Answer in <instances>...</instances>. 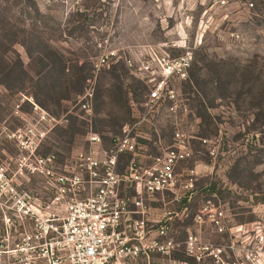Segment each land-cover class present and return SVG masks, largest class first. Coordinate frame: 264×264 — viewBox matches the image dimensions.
<instances>
[{
    "label": "rangeland",
    "instance_id": "1",
    "mask_svg": "<svg viewBox=\"0 0 264 264\" xmlns=\"http://www.w3.org/2000/svg\"><path fill=\"white\" fill-rule=\"evenodd\" d=\"M218 1L0 0V165L10 175L12 160L21 154L16 137H30L32 128L45 134L38 153L55 155L61 164L86 148L91 132L99 133L107 145L144 114L140 104L131 115L121 110V90L129 104L131 99L145 100L147 88L126 66L98 70L95 59L105 47L137 45H155L177 56L183 50L174 45L185 43L193 48L194 61L188 79L176 81L175 87L189 112L172 116L160 111L156 127L143 125L138 131L153 155L159 154L154 141L170 145L175 132L181 131L190 137L193 154L179 172L207 166L198 178L199 193L189 218L176 227V238L182 240L184 231L190 230L206 244L227 246L237 226L264 235V118L256 120L254 88L257 77L264 83V0H227L224 6ZM58 59L65 62L69 77L87 76L76 82L69 100H60L66 90L53 71ZM89 82L95 88L91 114L77 105ZM28 99L61 124L52 128L38 124ZM200 139L210 144L205 146ZM209 146L215 148V156ZM127 162L124 159L123 166ZM18 186L48 203L52 198L40 177L21 178ZM7 198L0 197V236ZM207 202L223 212L225 233L194 224L198 206ZM185 223L186 230L181 227ZM16 234L13 230L9 248ZM9 262L10 256L0 255V264ZM153 263L171 264L159 257Z\"/></svg>",
    "mask_w": 264,
    "mask_h": 264
},
{
    "label": "built area",
    "instance_id": "2",
    "mask_svg": "<svg viewBox=\"0 0 264 264\" xmlns=\"http://www.w3.org/2000/svg\"><path fill=\"white\" fill-rule=\"evenodd\" d=\"M174 47L183 52L171 56L155 45L105 47L95 59L98 70L123 63L147 88L146 99L140 103L143 117L124 127L122 135L111 137L107 145L99 133L91 132L86 148L61 164L55 155L38 153L44 133L32 128L28 131L31 138L15 136L21 154L12 160L14 170L9 175L0 165V197L7 196L9 203L8 214L1 209L0 255L10 256L9 264H128L140 260L154 264L155 257L171 264H264V235L244 232L242 226L233 228L236 233L230 235L227 246L206 244L190 230L184 231L182 240L176 238V227L189 218L199 193L198 178L207 166L179 172L193 154L190 137L181 131L175 132L170 145H163L161 139L154 141L157 155L148 153L141 141L147 139L138 133L143 125L156 127L160 111L172 116L189 112L175 82L188 79L193 48L185 43ZM89 83L77 102L87 114L93 111L95 96L94 84ZM28 102L34 106L38 124L51 128L61 124L33 99ZM130 106L134 112L139 104L131 100ZM214 149L210 147L212 156ZM127 158L122 170V160ZM33 176L42 178L45 190L51 191L49 203L19 189V179ZM193 222L199 227L210 225L219 234L228 229L223 212L210 202L198 206ZM13 230L16 240L9 248ZM4 246L7 250L1 251ZM181 255L185 258L176 260Z\"/></svg>",
    "mask_w": 264,
    "mask_h": 264
},
{
    "label": "trees",
    "instance_id": "3",
    "mask_svg": "<svg viewBox=\"0 0 264 264\" xmlns=\"http://www.w3.org/2000/svg\"><path fill=\"white\" fill-rule=\"evenodd\" d=\"M120 65H123L125 67V65L123 63H119ZM117 64V65H119ZM114 65L111 68L117 66ZM55 66L53 69V71L56 74V78L58 80V82L60 81V85L66 90V94L64 95V97L60 98V100H69L68 98L70 97V94L72 93L73 89H74V85L76 84V82L79 84L83 81H85L87 79V76H82L79 75L77 77V79H74V77H69V75H67L66 71H67V67L65 65V62L60 59H58V63H55ZM254 88H255V99L257 101L256 104V113H255V117L256 120L258 121L261 118H264V83H262V81L260 80V78H256V80L254 81ZM240 84H243L242 82H239ZM79 87V86H78ZM81 89V87H80ZM121 94V95H120ZM119 94V98H118V103L119 106L121 108V110L125 111L127 114H133L132 108L130 106V103L128 104V101L125 99L126 94L122 92H120ZM130 95H133V93H130ZM147 95V94H146ZM35 102H37V104H39L40 106L43 105V102L36 96H33ZM133 100L135 103L140 104L141 102H143L144 100H135V99H131ZM130 100V101H131ZM261 100V101H260ZM57 158V157H56ZM70 157L67 159L69 160ZM58 161V159H57ZM181 227L184 228V230H186V228H188V223L182 224ZM185 234V233H184ZM181 259V257H180ZM176 260H179V258L177 257Z\"/></svg>",
    "mask_w": 264,
    "mask_h": 264
},
{
    "label": "crops",
    "instance_id": "4",
    "mask_svg": "<svg viewBox=\"0 0 264 264\" xmlns=\"http://www.w3.org/2000/svg\"><path fill=\"white\" fill-rule=\"evenodd\" d=\"M190 1H193V0H190ZM128 159V158H127ZM128 163V162H127ZM122 166H121V169L123 170L124 169V166H123V160H122ZM154 206H156V207H158L156 204L154 205ZM159 207H160V205H159ZM141 262H144L143 260H140Z\"/></svg>",
    "mask_w": 264,
    "mask_h": 264
}]
</instances>
